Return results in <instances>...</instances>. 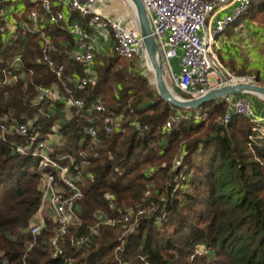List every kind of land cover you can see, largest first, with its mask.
Instances as JSON below:
<instances>
[{
	"label": "trees",
	"instance_id": "obj_1",
	"mask_svg": "<svg viewBox=\"0 0 264 264\" xmlns=\"http://www.w3.org/2000/svg\"><path fill=\"white\" fill-rule=\"evenodd\" d=\"M25 1L22 17L27 28L19 29L8 44L1 32L6 24L2 13L13 1L0 0V78L24 47V76L13 84L0 85V113L20 120L36 119L45 134L61 123L65 142L64 146L54 144L53 158L66 165L71 156L80 161L85 151L90 164L82 169L78 181L83 191L76 208L81 222L60 239L63 253L54 256L52 239L59 224L48 217L39 234L31 232L43 196L39 160L19 153L12 143L26 142V138L0 139V261L264 264V130L263 134L254 130L255 124L242 114L222 124L227 112L222 100L197 109L169 103L146 74L136 71L138 59L128 61L115 51L97 56L95 85L77 88L72 79L83 76L85 66L72 57L74 37L61 22L42 27L56 48L50 56L65 66L59 78L43 61L42 31L29 19L37 7ZM250 14L258 18L264 14V0H252L240 19ZM73 18L84 19L75 13ZM55 83L69 85L72 96L83 99L85 106L72 107L68 118L63 102L54 106L45 102L40 111L33 101L38 87ZM98 102L108 111H97ZM105 114L121 117L120 127L112 133L105 131ZM174 116L179 119L171 120ZM170 120L172 127L168 128ZM91 125L99 127L96 138L85 132ZM152 167L157 170L149 171ZM130 208L134 217L129 221L134 227L121 237L119 231L126 223L122 218ZM141 208L144 212L139 213ZM103 213L114 224L101 222ZM82 236L94 242L79 243Z\"/></svg>",
	"mask_w": 264,
	"mask_h": 264
},
{
	"label": "built area",
	"instance_id": "obj_2",
	"mask_svg": "<svg viewBox=\"0 0 264 264\" xmlns=\"http://www.w3.org/2000/svg\"><path fill=\"white\" fill-rule=\"evenodd\" d=\"M30 1L37 7L30 12L29 19L37 30L42 31L43 61L59 78H62L65 66L58 64L50 56V52L56 48L50 36L43 32L42 27L45 23L61 22L74 37L76 49L72 57L77 63L85 66V74L72 79L77 88L84 89L97 83L98 73L94 68V62L98 35L105 30L113 33L116 40L114 51L120 57L133 59L139 56L151 68L137 20L133 12L126 13L129 6L127 0ZM142 2L148 12L152 33L162 52L167 74L174 87L187 95L184 98L198 99L212 89L221 88L226 84L256 83L255 76L236 75L222 63L216 52L220 35L249 11L252 0H142ZM123 5L125 8L122 9ZM65 9L71 14L75 13L87 19L88 25L85 26L81 20L73 19L72 16L67 17ZM228 9L230 11H227ZM5 13L6 9L2 14ZM6 23L8 24L1 28V32L8 44H12V36H15L20 28L26 29L28 25L25 20L22 24L15 21ZM23 50L24 47L21 46L19 53L4 69V77L0 78V85L13 84L19 77L24 76ZM173 59H178V73L174 71ZM72 90L69 85L61 86L58 83L39 86L38 94L33 100L34 105L43 111L45 102H49L51 106L63 102L64 117L68 118L72 114V107L81 109L85 106L83 99L72 96ZM252 96L253 94H240L223 97L221 100L227 105V112L221 123L227 124L234 115L242 114L248 116L256 127L264 125V117L256 113V102ZM95 108L103 113L108 111L102 102L95 104ZM200 118L201 116L197 115V119ZM174 119H179V116H174L171 120ZM171 120L167 123L168 128L172 127ZM120 121L119 116L105 114L103 116L105 131L112 133L120 127ZM35 122L36 119L33 118L20 120L0 113V139L7 141L12 135L26 138V142L12 143L19 153L31 154L39 160L43 196L38 213L32 222L31 232L34 235L39 234L45 228L47 218H53L59 224V229L52 239L54 256H58L63 253L60 239L69 233L71 227L81 222L76 212L77 201L83 197L78 181L82 169L90 164V160L85 151H81L80 161L71 156L70 163L66 165L60 163L53 158L52 152L54 144L64 146L61 123L54 125L52 131L45 134ZM136 128L140 132L144 130L140 124H136ZM262 129L264 130V127ZM98 130L99 127L91 125L85 132L88 136L96 138ZM94 155L97 156V153ZM60 158L66 160L67 157ZM178 161L179 165L181 159ZM155 170L157 168L152 167L149 171ZM178 186L179 183H176V187ZM142 212L144 209L141 208L139 213ZM133 215V209H128V213L123 215V222H128ZM101 222L114 224V220L106 213L102 214ZM86 242L94 241L90 236H82L79 239V243ZM0 264H10V262L5 259L0 261Z\"/></svg>",
	"mask_w": 264,
	"mask_h": 264
},
{
	"label": "crops",
	"instance_id": "obj_3",
	"mask_svg": "<svg viewBox=\"0 0 264 264\" xmlns=\"http://www.w3.org/2000/svg\"><path fill=\"white\" fill-rule=\"evenodd\" d=\"M12 1L13 4L11 6H13V13H8L7 11L8 9H6L4 19L6 22L15 21L18 22V24H22V21L24 20V18L22 17V13L24 12L26 7V1L25 0H20V1L12 0ZM14 8H17V11H14ZM227 11H230V9H228ZM65 12L67 17L72 16L73 18V14H71L67 9H65ZM257 17L258 15L253 16V18H251L252 20H249L246 17L242 18L239 21H236V23L231 24L227 28V30L222 35H220V37L218 38V47L216 49V52L221 53V55L217 53V56L223 63H225L226 61L227 62L236 61L239 64H243V69L249 71V69L245 65L244 56H247L249 58V61H251L252 58L258 55V50L256 49L258 45L264 42V34H263L264 31L258 30ZM73 19L81 20L80 18H73ZM81 21L85 24V26L88 25L87 19H83ZM4 40H5V36H4ZM74 42L75 45L73 51L76 49V41L74 40ZM115 44H116V40L111 31L105 30L98 35V46L96 51V59L94 62V68L96 69V71H97V67H96L97 56L101 57L114 51ZM175 60L178 61V59H173L172 63H174ZM178 71H179V64H178ZM235 74L237 75L238 73ZM239 75L255 76L256 83L264 86L263 83L261 82L259 83V81H264V76L261 75V73H258V75H251L248 72H246ZM252 97L256 102L255 104L256 113L264 117V99L258 97V95H253Z\"/></svg>",
	"mask_w": 264,
	"mask_h": 264
},
{
	"label": "water",
	"instance_id": "obj_4",
	"mask_svg": "<svg viewBox=\"0 0 264 264\" xmlns=\"http://www.w3.org/2000/svg\"><path fill=\"white\" fill-rule=\"evenodd\" d=\"M127 1L141 30L147 57L151 63L150 69L155 76L154 83L163 99L179 108L185 109H197L207 102L221 100L228 95L253 94L264 99V86L258 83L226 84L221 88L212 89L198 99H187L176 94L167 82L163 55L152 33L151 22L144 3L142 0Z\"/></svg>",
	"mask_w": 264,
	"mask_h": 264
},
{
	"label": "rangeland",
	"instance_id": "obj_5",
	"mask_svg": "<svg viewBox=\"0 0 264 264\" xmlns=\"http://www.w3.org/2000/svg\"><path fill=\"white\" fill-rule=\"evenodd\" d=\"M15 1V0H14ZM20 1V0H19ZM125 8V6L123 5L122 9ZM8 10V13H13V6H9L7 8ZM127 9V8H126ZM20 10V8H19ZM14 11H17V8H14ZM126 13L127 14H130L132 13V9L130 7V5L128 6V10H126ZM246 18H248L249 20H252L251 18H253L252 14L250 15H246ZM258 19V30H263L264 31V14H261L259 16V18L257 17ZM264 34V32H263ZM258 50V55H256L254 58H252L251 61H249V58L247 56H244L245 57V65L246 67L249 69V71H246L245 69H243V64H239L238 62L236 61H232V62H225L223 63L227 68L231 69L232 71H234L235 73H238L237 75L239 74H242V73H246L248 72L249 74L251 75H258V73H261V75L264 76V42L262 44H259L258 47L256 48ZM219 53V55H221L220 52H217ZM135 59H138V63H137V66L135 67L136 71H139L143 74H146L149 79L154 82L155 80V76H154V73L153 71L149 68V66L147 65V63L145 62L144 59L140 58L139 56L133 58V60ZM128 61H131L132 59H127ZM178 61L175 60L174 63H173V67H174V71L175 73H178ZM241 62V61H240ZM151 67V66H150ZM166 79H167V82L169 84V86L173 89V91L180 95L178 93V89L174 87V85L172 84L171 82V79L170 77L168 76L167 74V71H166ZM263 83L264 84V81H259V83ZM182 96V95H180ZM183 97V96H182ZM259 97V96H258ZM201 116V115H199ZM259 124V123H258ZM257 128V129H255ZM254 130H256L257 132L259 133H262L263 134V129L261 126H258V127H254ZM132 209V208H130ZM134 216H132L130 218V220L133 218ZM134 227V225L132 223H130V221L126 222L122 228L120 232V235L121 237L125 236V234H127L129 232V229H132ZM102 237H100L97 241L100 242L99 240H101ZM103 239V238H102Z\"/></svg>",
	"mask_w": 264,
	"mask_h": 264
},
{
	"label": "bare ground",
	"instance_id": "obj_6",
	"mask_svg": "<svg viewBox=\"0 0 264 264\" xmlns=\"http://www.w3.org/2000/svg\"><path fill=\"white\" fill-rule=\"evenodd\" d=\"M149 64H151L150 61H149ZM170 88H171V87H170ZM171 89H172V88H171ZM172 90H173V89H172Z\"/></svg>",
	"mask_w": 264,
	"mask_h": 264
}]
</instances>
